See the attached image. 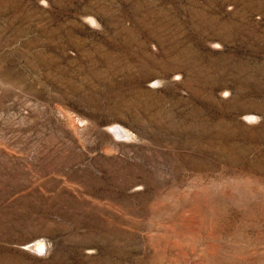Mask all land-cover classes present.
Wrapping results in <instances>:
<instances>
[{"label":"rangeland","instance_id":"rangeland-1","mask_svg":"<svg viewBox=\"0 0 264 264\" xmlns=\"http://www.w3.org/2000/svg\"><path fill=\"white\" fill-rule=\"evenodd\" d=\"M0 264H264V0H0Z\"/></svg>","mask_w":264,"mask_h":264},{"label":"water","instance_id":"water-1","mask_svg":"<svg viewBox=\"0 0 264 264\" xmlns=\"http://www.w3.org/2000/svg\"><path fill=\"white\" fill-rule=\"evenodd\" d=\"M27 250L37 253L38 255H44L46 252V244L42 239L35 241L28 245Z\"/></svg>","mask_w":264,"mask_h":264}]
</instances>
